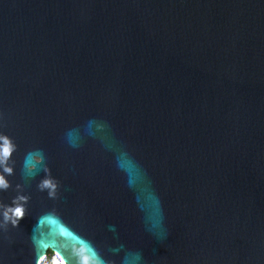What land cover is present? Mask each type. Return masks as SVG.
Wrapping results in <instances>:
<instances>
[{
  "label": "water",
  "instance_id": "obj_1",
  "mask_svg": "<svg viewBox=\"0 0 264 264\" xmlns=\"http://www.w3.org/2000/svg\"><path fill=\"white\" fill-rule=\"evenodd\" d=\"M0 130V199L30 195L5 264L80 233L115 264H264V0H0Z\"/></svg>",
  "mask_w": 264,
  "mask_h": 264
},
{
  "label": "clouds",
  "instance_id": "obj_2",
  "mask_svg": "<svg viewBox=\"0 0 264 264\" xmlns=\"http://www.w3.org/2000/svg\"><path fill=\"white\" fill-rule=\"evenodd\" d=\"M98 127L102 128L104 124H99ZM16 150L17 144L13 138L0 130V193L13 188L8 177L12 176L15 171V161L12 156ZM31 158L39 162V157L32 154ZM25 159H27V155ZM24 170L28 173L36 171L34 164L30 163L26 164ZM43 172L44 175L36 183V187L41 192L46 191L49 199L55 200L58 197L61 182L52 174L48 165H44ZM14 191L15 195L11 197L10 203H5L0 199V233L7 232L9 228H17L28 210L30 195L25 192L24 185L17 183ZM52 213H56V210L53 209ZM110 227L115 228V225H110ZM80 234L86 243L65 244L58 241L55 243V247L53 244L45 243L32 235L34 264H115L114 260L108 259L102 254L101 248L90 236ZM139 255L143 260V253L140 252ZM0 264H5L2 257H0Z\"/></svg>",
  "mask_w": 264,
  "mask_h": 264
}]
</instances>
